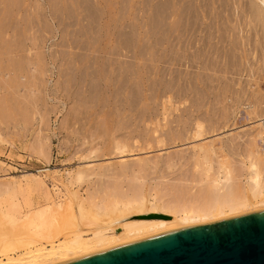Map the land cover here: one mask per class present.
Instances as JSON below:
<instances>
[{"label":"rangeland","instance_id":"rangeland-1","mask_svg":"<svg viewBox=\"0 0 264 264\" xmlns=\"http://www.w3.org/2000/svg\"><path fill=\"white\" fill-rule=\"evenodd\" d=\"M2 1L0 16H4L3 10H7V15L4 16L7 20L2 18L7 27L4 26L6 31H3L4 24L0 18V28L3 29L0 30V55L3 54V58H0V221H6L5 214H10L17 219L16 225L28 223L33 231L34 224L59 217L72 209L75 202H81L88 210L101 215L113 210L115 201L119 202L115 198V191L126 198L135 197L147 201L156 209L149 214L165 213L173 219L178 215L173 211L175 207L188 210L194 208L195 203L199 206L204 200V190L211 187L208 185L212 180L218 184L212 192L219 197L227 192V185L235 186L231 189L239 197L248 192L252 187V182L248 179L252 174L251 163L256 164L264 180V126L261 123L264 121V34L261 35L264 33V26L261 33L258 29L262 26L258 28L253 23L257 26L255 28L251 23L258 30L257 33L250 25H243V20L236 19L237 23L233 14L239 10L238 7L245 8L247 0H243V6L242 0L240 4L235 0H225L227 4L223 7V2L226 3L223 0H215V4L214 0H210L209 4L206 0H200L202 5L199 0H193L195 5H192V0H189L190 3L187 0V3L185 0H178L179 3L177 0ZM184 2L182 6L185 10L186 4H189L187 6L190 9L194 10L195 7L201 24L197 21L198 26L192 25L190 18H194L188 17V13L192 14L189 8L190 11L180 12ZM216 5L217 8H225V11L229 7L232 20L227 19L228 13L224 11L226 14L223 13V20L226 22L223 24V20L218 21L214 11ZM203 6H209V12L208 9L205 12L206 8ZM153 13L158 15L155 17ZM180 13L192 23L183 19L188 26L187 23L183 26L180 22L182 27L178 23L183 17ZM159 15L162 16L159 18ZM153 18L159 22L155 20L157 25ZM173 19H177V23ZM207 21L214 23L212 25ZM217 21L221 28L216 27ZM206 22L210 24V29L207 24L208 28H205ZM179 25L181 28L177 27ZM186 26L188 29L193 26L191 28L194 29L190 28L189 33ZM203 26L209 29L208 32L202 30ZM182 28L184 32H180ZM200 29L203 35H200ZM177 30L183 32V37H180ZM211 30L213 32H209ZM1 31L4 33L1 34ZM191 31L195 34V39L190 35ZM205 33H213L207 35L208 39L214 35L212 40H202L206 37ZM221 35L226 38L218 37ZM176 37L180 39L177 41ZM189 38L191 39L188 41ZM209 45L210 50L207 49ZM198 49L202 50H199L201 56ZM211 49L217 53L213 54ZM193 50L196 54L192 57L190 54ZM204 52L208 57L203 56ZM167 59L171 61L168 60L170 65L169 62L166 63ZM118 62L122 63V68ZM3 65L8 67V72ZM165 66H168L167 69ZM159 70L169 73L163 76L164 73H159ZM125 72L127 80L122 77ZM170 74L175 76V80L174 76L169 77L172 79L166 78ZM112 78H116L115 82H112ZM122 80L127 81L126 84ZM133 80L139 83L133 84ZM118 81H121V85ZM87 83L91 88L88 93L92 94H85L89 89ZM117 85L123 87L120 89L121 93L115 88H119ZM148 85L155 88L147 87ZM129 86L132 90L128 89ZM164 86L167 87L163 88ZM148 89L154 92L150 90V93ZM175 89L176 93L178 91L176 96ZM93 91L94 95L95 92L98 93L93 96ZM178 94H182L181 97ZM112 95L117 98L122 96V102ZM130 95L140 98L132 99ZM196 95H202L203 99ZM168 97L169 103L166 101ZM129 99H132L131 103ZM171 99H175L174 102ZM114 100L120 104L115 105ZM165 103L167 106L164 112ZM246 105H252L250 107L254 110L249 108L244 111ZM138 108H143V112ZM126 113L130 117L125 116ZM225 116L227 119L223 120ZM213 120H217V123ZM169 121L172 129L169 128ZM199 123L204 131L194 137ZM209 123L216 128H210ZM125 125L129 126L127 130L135 132H126ZM143 126H147L144 127L145 131ZM165 128L168 134H172L171 137ZM139 131L141 136L137 135L136 138ZM168 136L170 140H167ZM160 139L161 144L158 143ZM115 142L120 148L116 149ZM153 142L156 146H152ZM198 148L206 153L202 150L200 152ZM140 159H146L148 163ZM140 164H143L142 168ZM123 167L128 168L126 173H121ZM102 169L105 173L99 178L97 174ZM77 171L81 173L78 180ZM24 173L34 176H23ZM219 179L225 181L220 183ZM257 201L253 199L247 205L249 210L245 212L264 209ZM167 207L170 209L166 210ZM39 212H42L41 218L37 216ZM221 212L227 214L229 210L224 208ZM8 226L11 229L14 227L7 224Z\"/></svg>","mask_w":264,"mask_h":264},{"label":"bare ground","instance_id":"bare-ground-1","mask_svg":"<svg viewBox=\"0 0 264 264\" xmlns=\"http://www.w3.org/2000/svg\"><path fill=\"white\" fill-rule=\"evenodd\" d=\"M5 1V0H4ZM7 1V0H6ZM178 1V0H177ZM177 1H175V2H177ZM186 1V0H185ZM188 2H189V0H187ZM187 1H186V3H187ZM191 1V0H190ZM200 1V0H199ZM199 1H197V2H199ZM205 1V0H204ZM203 1V2H204ZM220 1V0H219ZM223 1H225V0H223ZM227 1V0H226ZM225 1V2H226ZM237 1V3H239L240 4V1L241 0H235V2ZM245 1V0H244ZM3 1L2 0H0V4L2 3ZM174 2V5H176V3ZM193 2V4L192 5H195V3H194V1L192 0L191 1V3ZM206 2L209 4L210 3V0H209V2H208V0H206ZM216 2H218V1H216ZM229 2H233L232 0L231 1H229ZM235 2H234V4H235ZM242 2H243V0L241 1V4H242ZM7 3V2H6ZM5 3V4H6ZM178 3H179V1H178ZM190 3V2H189ZM201 3V5H202V2L200 1L199 2V4ZM221 3V2H220ZM3 4V3H2ZM4 4V6H6L7 7V5H5ZM170 4H171V2H170ZM183 4H185V2L184 3H182L181 4V8H180V12L182 11V12H185V11H192V14L190 13H188L187 15H190V16H188V17H192V18H194V20L193 19H191L190 18V20H192L193 21V23L190 21V20H188V17L186 18L187 19V21L189 22L190 21V23H192V25H194L195 27L196 26H198V24L201 22V20H200V22L198 21L199 19H198V17L200 18V16H199V14L197 13V11H196V9H195V7L194 6H192V8L194 7V10L196 11V13L198 14H196V13H194L195 14V16H193L194 14H193V12H194V10L193 9H190L191 7H188L187 5H189V4H186V8H187V10H185V8L183 7L184 5ZM204 4H205V2H204ZM203 4V5H204ZM214 4H215V0H214ZM219 3H217V5H218ZM224 4H227V2L226 3H224L223 2V4H222V6L221 7H223V5ZM228 4H232V3H228ZM173 5V6H174ZM179 5V4H178ZM183 5V6H182ZM217 5L215 6L216 8H214V11H216V18L218 19V21H220V20H223V17H224V14H226L225 12H227L228 14L226 15L228 18L227 19H231L230 17H233V15L232 16H230V14H232V12L230 13L229 12V10H228V8H226V11H225V8H217ZM229 5V6H230ZM191 6V5H190ZM206 6V5H205ZM210 6V5H209ZM209 6L205 9L204 8V6H203V8L205 9L204 11L206 12V10L209 8ZM232 6H233V4H232ZM238 6H240L241 7V5H238ZM242 6H243V4H242ZM244 6H245V8H239L238 7V9L239 10H237L236 8L235 9H232V10H237V12H233V14H234V17H235V21L237 22V20L236 19H238L239 21H241V20H243V25H245V26H247V25H250V27L252 28L253 27V25L254 24H256L257 26H258V28L260 27V26H262L260 29H258V30H260L261 31V29L263 28V26H264V0H247V1H245V3H244ZM2 7V6H1ZM0 7V8H1ZM6 7L4 8L5 10H6ZM202 7V6H201ZM200 7V9H202ZM220 7V6H219ZM174 8V7H173ZM175 8H176V6H175ZM174 8V9H175ZM184 8V9H183ZM188 8L190 9V10H188ZM155 9V8H154ZM158 9V8H157ZM156 9V10H157ZM210 9V8H209ZM209 9H208V12H209ZM156 10H153V11H156ZM185 10V11H184ZM212 10H213V8H212ZM7 11V10H6ZM4 12V10H3V15L5 16V14L7 15V12ZM168 11V10H167ZM201 11H203V10H201ZM211 11V10H210ZM225 11V12H224ZM157 12V11H156ZM156 12H154V13H156ZM161 12V11H160ZM159 12V14H161ZM181 12V13H182ZM205 12H204V14H205ZM212 12V11H211ZM0 13H1V9H0ZM153 13V15H155V17L158 15V13L157 14H154ZM168 13L170 14V12L168 11ZM179 14V15H181V16H183L182 14ZM214 13V12H213ZM224 13V14H223ZM184 15H186V13H184ZM192 15V16H191ZM207 15H208V13H207ZM223 15V16H222ZM4 16H0V18H1V22L4 24L3 25V27L5 26V25H7V24H5L4 23V21H2V18H5ZM160 16H162V15H159L158 17L160 18ZM166 16H167V14H166ZM165 15H164V17H166ZM181 16H180V18H181ZM205 16V15H204ZM209 17H211V13H210V16ZM212 17H213V15H212ZM158 18V19H159ZM177 18L179 19V16H177ZM205 18L207 19V16H205ZM214 18V17H213ZM220 18V19H219ZM6 19V18H5ZM5 19H3V20H5ZM167 19V18H166ZM183 19H185V17L183 16L182 17V20L180 21L179 20V24H180V22H181V24L183 25V26H185L184 25V23L186 24L187 22H183V21H185V20H183ZM209 19V18H208ZM249 19V20H248ZM252 19L254 20L253 22H252ZM7 20V19H6ZM153 20H154V23H155V25H157L156 24V18L154 19L153 18ZM156 20V21H155ZM232 20V19H231ZM234 20V19H233ZM173 21H175L174 19H173ZM176 21H177V19H176ZM175 21V23H177ZM197 21H198V24H197ZM211 21H215L214 19H211ZM211 21H207L208 23H210ZM218 21H217V25H216V27L217 26H220V28H221V25H218ZM225 19L222 21V23L224 24L225 22ZM183 22V23H182ZM205 23V28H208V26L210 25H208V23ZM221 22V21H220ZM219 22V24H222V23H220ZM229 22V21H228ZM235 22V23H236ZM157 23H159L158 21H157ZM212 23H214V22H211V24ZM238 23V22H237ZM236 23V24H237ZM240 23V22H239ZM242 23H240L241 25H242ZM253 25H252V24ZM180 24V25H181ZM201 24V23H200ZM208 26H207V25ZM222 24V25H223ZM0 25H2V24H0ZM174 25V24H173ZM180 25L179 26H177V27H180ZM181 25V26H182ZM187 26H188V23L186 24ZM213 25V24H212ZM242 25V27H244ZM175 26H176V24H175ZM175 26H173V28L175 27ZM182 26V27H183ZM187 26H186V31L187 32H189L190 33V28L191 27H193V26H191V27H189V29L187 28ZM204 26H203V28H202V30L204 29V31L206 30L207 32H208V30L210 29V27L211 26H209V29H205L204 28ZM207 26V27H206ZM257 26L255 27V25H254V27L255 28H257ZM1 27V26H0ZM5 27H7V26H5ZM5 27H4V30L3 29H1L0 28V30H3V31H6V29H5ZM177 27H175V28H177ZM215 27V26H214ZM248 27V26H247ZM253 27V28H254ZM181 28V27H180ZM179 28V29H180ZM198 28V27H197ZM197 28H196V30H194L195 32L197 31ZM213 28V27H212ZM211 28V29H212ZM254 28V29H255ZM178 29V28H177ZM178 29V30H179ZM188 29V30H187ZM192 29V28H191ZM194 29V28H193ZM192 29V30H193ZM178 30H177V32H178ZM213 30V29H212ZM209 31V32H213V31ZM215 30V29H214ZM255 30H257V29H255ZM258 30H257V33H258ZM264 30V29H263ZM167 31H168V29L166 30V32L165 33H167ZM172 31H174V30H172ZM181 31H183V28H182V30H180V32ZM180 32H178V33H180ZM184 32V31H183ZM182 32V33H183ZM187 32L185 33V35L187 34ZM192 32V31H191ZM200 32H201V29H200ZM199 32V33H200ZM203 32V31H202ZM201 32V33H202ZM264 32V31H263ZM4 32H2L1 31V34H3ZM172 33V32H171ZM178 33H176V35L178 34ZM182 33H180V37L183 35ZM261 33H262V31H261ZM170 34V33H169ZM175 34V33H174ZM173 34V36H176V35H174ZM209 34V35H208ZM213 34V33H212ZM212 34H210V33H205V35H206V37L205 38H203L202 36L200 37L202 40H205L206 38V41L207 40H212L211 38L212 37H214V35L213 36H211V38L209 37V39H208V36H210V35H212ZM219 34V33H218ZM217 34V35H218ZM221 34H224V33H221ZM259 34H260V32H259ZM264 33H262L261 35H263ZM166 35V34H165ZM164 35V36H165ZM171 35V34H170ZM190 35H193V32H192V34H190ZM189 35V37H191V38H193L194 37V35H193V37L192 36H190ZM200 35H203V33L202 34H200ZM200 35H198V37L200 36ZM208 35V36H207ZM0 36H2V35H0ZM169 36V35H168ZM172 36V37H173ZM264 36V35H263ZM169 37H171V36H169ZM168 37V38H169ZM177 37H179V35L177 36ZM177 37H176V39H177ZM183 37V36H182ZM184 37H187V36H184ZM218 37H220V38H222L223 37V39H225L224 38V35H221V36H218ZM228 37V36H227ZM191 38H189L188 39V41L191 39ZM244 38V37H243ZM174 39H175V37H174ZM173 39V40H174ZM178 39H180V38H178ZM178 39H177V41H178ZM183 39H186V38H183ZM193 39H195V37L193 38ZM238 39H240L239 37H238ZM168 40V39H167ZM170 40H172V39H170ZM169 40V43L171 42ZM198 40H200V39H198ZM201 40V41H202ZM216 40H219L218 38L216 39ZM175 41V40H174ZM174 41H172V43L174 42ZM192 41V40H191ZM191 41H190V43H191ZM220 41H223L222 39H220ZM3 42H5V40H3ZM2 42V43H3ZM182 43H183V41H181ZM180 42V43H181ZM198 42V41H197ZM204 42V41H203ZM202 42V43H203ZM1 43V42H0ZM168 43V44H169ZM171 43V44H172ZM182 43L180 44V45H182ZM202 43H198V45L199 44H202ZM4 44V43H3ZM192 44V43H191ZM190 44V45H191ZM193 44H194V42H193ZM205 44V43H204ZM203 44V45H204ZM173 45V44H172ZM172 45H169V46H171V47H173ZM179 45V44H178ZM197 45V46H198ZM203 45H201L202 47H203ZM211 45V44H210ZM210 45L208 46V48L207 49H209L210 50ZM174 46H175V42H174ZM177 47H179V46H177ZM182 47H183V45H182ZM185 47V46H184ZM193 47H194V45H193ZM7 48V47H6ZM204 48V47H203ZM173 50H174V48H172ZM175 49H176V47H175ZM193 49V48H192ZM213 49V48H212ZM211 49V51L213 52V54H216L217 53V51L214 53V51ZM200 49H198V52H199V54L201 53L200 51H202V50H200ZM1 51V50H0ZM196 51V50H195ZM6 52H7V49H6ZM193 53H191L190 55H192V57L194 56L193 54L195 53L194 52V50L192 51ZM207 52V51H206ZM225 52V51H224ZM223 52V53H224ZM178 53V52H177ZM207 53H209L210 55L212 54L211 52H207ZM207 53H205L204 52V54L205 55H203V56H207L208 54ZM1 54V53H0ZM196 54V53H195ZM3 55V54H2ZM2 55H0V58H3V57H1ZM218 55V54H217ZM196 56V55H195ZM200 56H201V54H200ZM165 57H166V55H165ZM168 57V56H167ZM208 57V56H207ZM7 58V57H6ZM117 58V57H116ZM116 58H114V59H116ZM195 58V57H194ZM112 59V58H111ZM111 59H109V60H111ZM159 59V58H158ZM158 59H157V61H158ZM160 59H161V57H160ZM169 59H170V57H169ZM169 59H167V62L166 63H168L170 60ZM196 59H197V57H196ZM7 60H8V58H7ZM108 60V59H107ZM113 60V59H112ZM112 60L110 61V62H112ZM169 60V61H168ZM106 61V60H105ZM104 61V62H105ZM114 61V60H113ZM164 61H163V63H164ZM5 62L6 61H4V63L3 64H5ZM92 62V61H91ZM116 62V61H115ZM114 62V63H115ZM122 62V61H121ZM121 62H118V63H120L121 64V68H122V63ZM171 62V61H170ZM168 63L169 65L171 64V63ZM109 64V63H108ZM112 64V63H111ZM119 64V65H120ZM90 65H92L91 63H90ZM153 65V64H152ZM5 65H3V67H4ZM163 66H164V64H163ZM161 67V68H163V70H164V67ZM213 66V65H212ZM116 67H118V66H116ZM123 67H125V66H123ZM153 67V66H152ZM157 67V66H156ZM166 67V69H167V67L168 66H165ZM171 67V66H170ZM6 68V66L4 67V69ZM8 68V67H7ZM7 68H6V70H7ZM119 68V67H118ZM151 68V67H150ZM160 68V70H162ZM199 68V67H198ZM4 69H2V71L4 70ZM91 69H92V66H91ZM113 69H116V68H113ZM112 69V70H113ZM152 70V69H151ZM150 70V71H151ZM160 70H159V73H161L160 72ZM116 71H117V69H116ZM6 72V71H5ZM7 72H8V70H7ZM6 72V73H7ZM105 72V71H104ZM122 73L124 72V71H121ZM127 72V71H126ZM125 72V74H122V77H124V76H126V74L128 73V72H131V71H128L127 73ZM133 72V71H132ZM169 73V71H165V73ZM172 72V71H171ZM116 73V72H115ZM164 72H162L161 74H163ZM163 74V76L164 75H166V74ZM154 74V73H153ZM152 74V75H153ZM160 74V75H161ZM116 75H118V73H116ZM160 75H159V77H160ZM94 76V73L92 74V77ZM115 75H114V72H113V77H114ZM129 76H130V74H129ZM134 76V75H133ZM172 77V76H174V75H167V77L166 78H169V77ZM154 77V76H153ZM103 78V77H102ZM117 78V77H116ZM116 78H114V80L116 79ZM124 78H126V77H124ZM130 78V77H129ZM161 78H164V77H162L161 76ZM160 78V79H161ZM6 79V78H5ZM95 79V78H94ZM121 79H123V78H121ZM120 79V80H121ZM134 79V78H133ZM159 79V80H160ZM169 79H172V78H169ZM109 80V79H108ZM112 80H113V78H112ZM112 81V82H115V81ZM126 80H127V78H126ZM151 80H152V78H151ZM162 80V79H161ZM174 80H175V76H174ZM92 81V80H91ZM94 81V80H93ZM123 81V80H122ZM125 81V80H124ZM123 81V82H124ZM146 81V80H145ZM170 81V80H169ZM168 81V82H169ZM119 82H121V81H118V83ZM127 82V81H126ZM126 82H124V84H126ZM152 82V81H151ZM150 81H149V83L151 84V85H153L154 86V84H152ZM155 82V81H154ZM153 82V83H154ZM172 82H175V81H172ZM91 83V82H90ZM134 83H136V81L135 80H133V84ZM139 83V81L136 83V84H138ZM148 83V84H149ZM163 83H165V82H163ZM87 84H89V83H87ZM87 84H85L86 85V87H87ZM92 85H94L93 83H91ZM96 84V83H95ZM135 84V85H136ZM168 83H166V85H167ZM83 85V83L80 85V86H82ZM91 85V86H92ZM119 85H121V83H119ZM131 85H132V81H131ZM135 85H133V86H135ZM150 85V86H151ZM170 85V84H169ZM99 86V85H98ZM118 86V85H117ZM149 85L147 86V87H150ZM155 86H157L156 85V82H155ZM168 86V85H167ZM166 86V87H167ZM172 86V85H171ZM90 87V84H89V86H88V88ZM119 87V86H118ZM125 87V86H124ZM136 87H139V86H137L136 85ZM165 86L163 87V88H166ZM81 88V87H80ZM84 88H85V86H84ZM95 88H97V87H95ZM116 89H119V91L118 92H120V89L121 88H123V87H119V88H117V87H115ZM131 88V90H132V87L131 86H129L128 87V89H130ZM142 88V87H141ZM151 88H152V86H151ZM155 87H153L152 89H154ZM163 88H161V89H163ZM86 89V88H85ZM91 88H89L88 90H87V93H85V90H84V93L85 94H92V93H88V91L90 90ZM93 89V88H92ZM127 89V90H128ZM134 89H135V87H134ZM152 89H150V90H152ZM168 89V88H167ZM171 89V88H170ZM169 89V90H170ZM80 89H78V93L80 92L79 91ZM94 90V89H93ZM96 91H97V89H95ZM141 90V89H140ZM149 90V89H148ZM147 90V91H148ZM149 90V92L151 93V91ZM156 90V89H155ZM166 90V89H165ZM176 90L177 89H175V96H176V94L178 93V91H177V93H176ZM195 90V89H194ZM194 90H193V92H194ZM197 90V89H196ZM195 90V91H196ZM123 91V90H122ZM136 91H138V89L136 90ZM161 91V90H160ZM198 91V90H197ZM196 91V92H197ZM114 92H116V90L114 91ZM118 92H116V93H118ZM127 92V91H126ZM129 92H131V91H129ZM128 92V93H129ZM134 92V91H133ZM139 92V91H138ZM154 91L152 90V93H153ZM163 93H166V91L164 92V89H163V91H162ZM181 92V91H180ZM193 92H192V94H193ZM96 93H98V92H95V95H96ZM121 93V92H120ZM160 94H161V92H159ZM162 93V94H163ZM173 92L171 93V94H174ZM182 93V92H181ZM184 93V92H183ZM198 93H200V91L198 92ZM114 94V93H113ZM122 94H123V92H122ZM127 94V93H126ZM131 94H133V93H131ZM139 94H140V92H139ZM139 94H136L135 93V95H139ZM148 94V93H147ZM155 94V93H154ZM159 94V95H160ZM180 94V93H179ZM177 95V96H180L181 97V95ZM84 95V94H83ZM94 95V91H93V96H95ZM98 95V94H97ZM114 95H116V94H114ZM119 95V94H118ZM128 95V94H127ZM135 95H130V96H132V99H135V97H138V96H135ZM150 95V94H149ZM148 95V97H150ZM184 95V94H183ZM194 95H195V93H194ZM202 95H204L203 93H202ZM202 95H196V97L197 96H199V98L202 96ZM91 97H92V95H90ZM89 96V97H90ZM113 96V95H112ZM121 96V95H120ZM154 96V95H153ZM164 96H166V95H164ZM173 96V95H172ZM175 96H174V98H175ZM97 97V96H96ZM95 97V98H96ZM115 96H113V98H114ZM122 97V96H121ZM121 97H118L117 98V96L115 97V98H117V99H119L118 101H120V98ZM159 97V96H158ZM205 97V95L203 96V98ZM83 98H85V97H83ZM88 98V97H87ZM112 98V97H111ZM113 98H112V101H113ZM138 98H140V97H138ZM138 98H136V99H138ZM172 98V97H171ZM202 98V97H201ZM202 98V99H203ZM90 99V98H89ZM105 99H106V97H105ZM123 99V98H122ZM131 99V100H132ZM147 99H149V98H147ZM150 99H152L151 97H150ZM150 99L148 100V101H150ZM166 99V98H165ZM207 99V98H206ZM86 100H88V99H86ZM130 100V99H129ZM131 100H130V102L129 103H131ZM172 100V99H171ZM175 100V99H174ZM174 100H172L173 102H174ZM115 102L114 103H116L117 101L116 100H114ZM134 101V100H133ZM132 101V103H134V102H136V101H134L133 102ZM152 101V100H151ZM165 101V100H164ZM168 103L170 102V100H169V97L167 98V100H166ZM120 102H122V101H120ZM127 102V101H126ZM138 102H139V99H138ZM154 102V101H153ZM166 102V103H167ZM204 102V104L203 105H205V100L203 101ZM203 102H201V103H203ZM113 103V104H114ZM152 103V102H151ZM161 103H162V100H161ZM165 103V104H166ZM172 103V102H171ZM120 103L118 102V103H116L115 105H119ZM135 104V103H134ZM154 104H155V102H154ZM163 105V111L165 112V110H166V107L165 106H167V104L166 105ZM173 104V103H172ZM103 105H104V103H103ZM130 105H132V104H130ZM169 105V104H168ZM171 105V104H170ZM95 106V105H94ZM101 106V105H100ZM133 106V105H132ZM197 106V105H196ZM198 106H200V105H198ZM250 106H252V105H250ZM250 106H247L246 105V107L244 108L245 110L244 111H247L249 108H251ZM91 107H93V106H91ZM120 107H122L121 105H120ZM130 107V106H129ZM129 107H127V108H129ZM134 108H136L137 107V105H136V107L135 106H133ZM156 107V106H155ZM174 107V106H173ZM253 107V106H252ZM264 107V106H263ZM86 108V107H85ZM102 108V106L100 107V109ZM118 108V107H117ZM196 109H198L197 107H195ZM200 108V107H199ZM228 108V107H227ZM120 110H121V108H119ZM139 109V108H138ZM142 109V112H143V108H141ZM141 109H139V110H141ZM155 109V108H154ZM153 109V110H154ZM229 109V108H228ZM243 109V108H242ZM252 110H254L253 108H251ZM118 110V109H117ZM128 110H130V111H133V110H131L130 108L128 109ZM138 110V111H139ZM169 110V109H168ZM167 110V111H168ZM171 110V109H170ZM195 110V109H194ZM193 110V111H194ZM263 110V109H262ZM82 111H84V110H82ZM116 111V110H115ZM122 111H123V109H122ZM150 111H151V109H150ZM156 111V110H155ZM162 111V112H163ZM227 111V110H226ZM171 112H172V110H171ZM170 112V113H171ZM230 112H231V109H230ZM118 113V112H117ZM117 113H116V115H114L115 117L117 116ZM137 113V112H136ZM141 113V112H140ZM151 113H152V111H151ZM201 113V112H200ZM237 113H239V112H237ZM249 113V112H248ZM120 114V113H119ZM133 114V113H132ZM153 114V113H152ZM232 114V113H231ZM231 114H230V116H231ZM145 115V114H144ZM197 115H199V114H197ZM202 116H203V114H201ZM227 115V114H226ZM238 115H240L241 116V114H238ZM125 116H128L127 115V113L125 114ZM151 116V115H150ZM167 116V115H166ZM169 116V115H168ZM229 116V117H230ZM128 117H130V116H128ZM128 117H126V118H128ZM134 117H135V115H134ZM138 117H139V115H138ZM146 117H148V116H146ZM145 117V118H146ZM155 117V116H154ZM170 117V116H169ZM169 117H166L167 118V120L169 119ZM196 117H201V116H196ZM237 117V116H236ZM235 117V118H236ZM243 117V116H242ZM245 117V116H244ZM137 118V117H136ZM153 118V117H152ZM195 118V117H194ZM225 118H226V116L224 117V119L223 120H225ZM235 118H234V120H235ZM240 118V117H239ZM131 118H129V120H130ZM139 119V118H138ZM138 119L136 120V121H138ZM199 119V118H198ZM227 119V118H226ZM243 119V118H242ZM145 120V119H144ZM144 120H143V122H144ZM154 120V119H153ZM164 120H166V119H164ZM171 120V119H170ZM264 120V119H263ZM118 121V120H117ZM128 121V120H127ZM146 121H147V119H146ZM172 122H174L173 120H171ZM204 121V120H203ZM208 121H210V119H208ZM213 121H215V120H213ZM217 121V120H216ZM215 121V122H216ZM236 121V120H235ZM238 122H239V120H237ZM240 121H241V119H240ZM243 121V120H242ZM121 122H123V121H121ZM162 122H164V121H162ZM178 122V121H177ZM176 122V123H177ZM206 122H207V120H206ZM264 122V121H263ZM263 122H261L262 124H263V126H264V123ZM128 123H129V121H128ZM127 123V124H128ZM135 123V122H134ZM145 123V122H144ZM154 123H157V122H154ZM167 123V122H166ZM217 123V122H216ZM219 123V122H218ZM237 123V122H236ZM235 123V124H236ZM124 124H126L125 123V121H124ZM137 124V123H136ZM138 124H139V122H138ZM153 124V123H152ZM170 124V121H169V123H168V125ZM261 124V125H262ZM129 125H132V124H129ZM143 125H145V124H143ZM155 125V124H154ZM167 125V124H166ZM166 125L164 126V127H166ZM204 125V124H203ZM207 125H208V123H207ZM209 125H210V123H209ZM217 126H218V124H216ZM126 127H125V129H126V132H128L129 130L130 131H132L131 129H129V130H127V128L129 127H127V125H125ZM138 126V125H137ZM140 126V125H139ZM153 126V125H152ZM156 126V125H155ZM170 127L169 128H173V126H171V125H169ZM176 126H177V124H176ZM119 127H121V126H118V128ZM124 127V126H123ZM145 126H143L142 128H144ZM147 127V126H146ZM145 127V128H146ZM154 127V126H153ZM180 127V126H179ZM178 127V128H179ZM193 127V126H192ZM209 127V126H208ZM207 127V128H208ZM212 127H215L212 123H211V125H210V128H212ZM219 127H220V125H219ZM132 128V127H131ZM141 128V127H140ZM145 128H144V131H145ZM152 128V127H151ZM156 128V127H155ZM168 128V127H167ZM177 128V129H178ZM195 128V127H194ZM216 128V127H215ZM115 129V128H114ZM117 129V128H116ZM133 129V128H132ZM166 129V128H165ZM164 129V130H165ZM170 129V130H171ZM182 129V128H181ZM192 129V128H191ZM206 129V128H205ZM219 129V128H218ZM120 130V129H119ZM141 130V129H140ZM167 130V129H166ZM179 130H180V128H179ZM196 131H195V136L194 137H198L199 135H200V133H202V131H204V127L202 126V125H200V123H199V125H196V129H195ZM207 130H209V129H207ZM113 131H115V130H113ZM116 131H118V130H116ZM115 131V132H116ZM134 131V130H133ZM132 131V132H133ZM144 131H142V132H144ZM158 131V130H157ZM174 131H175V129H174ZM176 131H178V130H176ZM180 131H182V130H180ZM135 132V131H134ZM146 132H147V130H146ZM146 132L144 133V134H146ZM167 132V134L169 133L168 132V130L166 131ZM113 133V132H112ZM111 133V134H112ZM121 133V132H120ZM125 133V132H124ZM129 133V132H128ZM140 131H139V134L137 133L136 134V138H137V135H140ZM150 133H152V132H150ZM175 133V132H174ZM173 133V134H174ZM179 133V132H178ZM193 133V132H192ZM264 133V132H263ZM116 134V133H115ZM117 134H118V132H117ZM116 134V135H117ZM127 134V133H126ZM134 134V133H133ZM148 134V133H147ZM157 134H159V133H157ZM166 134V133H165ZM114 135V134H113ZM119 135V134H118ZM121 135V134H120ZM131 135H132V133H131ZM160 135V134H159ZM159 135H158V137H159ZM170 137H171V135L170 134H168ZM193 135V134H192ZM203 135H205L204 133H203ZM130 136V135H129ZM141 136V135H140ZM139 136V137H140ZM149 136V135H148ZM168 136V138H167V140L169 139L170 140V137ZM112 137V136H111ZM153 137V136H152ZM114 138V137H113ZM116 138H117V136H116ZM129 138V137H128ZM143 138H144V136H143ZM148 139H149V137H147ZM135 139V138H134ZM140 139V138H139ZM195 139V138H194ZM154 140V139H153ZM116 141H117V139H116ZM135 141V140H134ZM142 141V140H141ZM141 141H139V142H141ZM149 141V140H148ZM158 141V140H157ZM114 142V141H113ZM133 142V141H132ZM146 142V141H145ZM161 139L158 141V143H160L161 144ZM167 142V141H166ZM134 143V142H133ZM137 143V142H136ZM115 144H116V142H115ZM144 144V143H143ZM147 144V143H146ZM155 144H156V142H155ZM117 145H119V144H116L115 146H116V149H118V148H120L119 146H117ZM154 145V142H153V144H152V146ZM154 146H156V145H154ZM118 147V148H117ZM122 147V146H121ZM159 147H160V145H159ZM125 148V147H124ZM142 149H144V148H142ZM219 149V148H218ZM133 150V149H132ZM139 150H141V149H139ZM198 150H199V148H198ZM200 150H202V148L200 149ZM199 150V151H200ZM215 150H217V148L215 149ZM214 150V151H215ZM221 150V149H220ZM113 151H114V149H113ZM130 151V150H129ZM203 151V150H202ZM205 151V150H204ZM203 151V152H204ZM82 152V151H81ZM84 152V151H83ZM115 152V151H114ZM201 152V151H200ZM217 152V151H216ZM90 153V152H89ZM93 153V152H92ZM91 153V154H92ZM96 153V152H95ZM94 153V154H95ZM204 153H206V151L204 152ZM203 153V154H204ZM86 154V153H85ZM88 155V154H87ZM205 155V154H204ZM82 157V156H81ZM85 159L86 158H89V157H84ZM81 159V158H80ZM82 159H83V157H82ZM94 159V158H93ZM87 160H89V159H87ZM141 160V159H140ZM139 161V160H138ZM141 161H143V162H147V160L145 159V161L144 160H141ZM141 161H140V163H141ZM135 163H137V162H135ZM148 163V162H147ZM124 164V163H123ZM138 165H139V162H138ZM141 165V164H140ZM124 166H126V165H124ZM142 166H143V164L141 165V168H142ZM156 166V165H155ZM121 167V166H120ZM145 168H146V166H144ZM173 167V166H172ZM139 168V167H138ZM251 170H252V174L250 175V177L248 178L251 182H252V187H251V189L248 191V192H246L245 194H242V195H240V197L238 196V195H236L235 194V191H234V189L232 188L231 189V187L233 186H229V185H227V192L226 193H224V194H222V196L221 197H219L218 195H214L215 194V192H214V194H213V192H212V190L214 189V187L216 186V185H218L217 184V182L215 181V180H212V182H211V184L210 183H208V184H210V185H208V187H210L211 188V190H210V188L209 189H207V190H204V191H206V192H204L205 194H203V201L202 202H200V204H199V206H196V203H195V207L194 208H190V209H188V210H186L185 208H178L177 207V209H176V207H175V209H173V211H175V212H177V216H174L173 217V219H171V220H165V219H143V218H140L141 216H143V215H146V214H149L150 212H155L156 211V209L155 208H153L152 206H150L151 204H149L147 201H141L142 199H136L135 197H131V198H126V197H124V196H122V195H120L119 194V192H117V191H115V198L116 199H118L119 200V202H117V201H115V207L113 208V210H111V211H109V212H106V213H104V214H101V215H98V214H96V213H93L91 210H88L87 208H85L84 207V205L81 203V202H75L74 203V206H73V208L71 209H69L67 212H65L64 214H60L59 215V217L58 216H56V217H53V218H51V219H48V220H46V221H42V223H40V224H34V226H33V228H34V230L33 231H31V229H30V224H28V223H20V224H18V225H16V218H14V216L12 215H10V214H5V219H6V221H0V264H58V263H62V262H66V261H69V260H71V259H74V258H77V257H80V256H83V255H86V254H90V253H93V252H97V251H100V250H104V249H107V248H110V247H113V246H116V245H120V244H124V243H128V242H132V241H135V240H139V239H141V238H145V237H148V236H152V235H155V234H159V233H163V232H167V231H171V230H175V229H178V228H183V227H186V226H190V225H194V224H200V223H206V222H213V221H217V220H221V219H224V218H228V217H231V216H236V215H238V214H242L243 212H245V211H247V210H249V208L247 207V205L248 204H250L251 202H252V200L253 199H256V200H258L257 202H259V203H261V205H263L264 206V180H263V177H262V175L260 174V172L258 171V169H257V166H256V164L255 163H251ZM105 170L104 169H102L98 174H97V176L100 178L105 172H104ZM120 171V170H119ZM128 171V168L127 167H123L122 169H121V173H126ZM130 171V170H129ZM133 172V171H132ZM137 173V172H136ZM25 175H23V176H34L33 174H31V173H24ZM81 178V173H80V171H77L76 172V179L78 180V179H80ZM226 178V177H225ZM225 178H223V179H225ZM226 179H228V178H226ZM219 181H220V179H219ZM223 181H225V180H222V181H220V183L221 182H223ZM210 182V181H209ZM234 188H235V186H233ZM216 188V187H215ZM225 188H226V186H225ZM236 188H237V186H236ZM239 189V188H238ZM202 190V189H201ZM200 193H202V192H200ZM221 193H222V191H221ZM237 193V192H236ZM248 193V194H247ZM214 196H213V195ZM241 194V193H240ZM200 195V194H199ZM202 195V194H201ZM199 198V197H198ZM201 200V199H200ZM197 201V200H196ZM147 202V203H146ZM199 202V201H198ZM192 205H194V204H192ZM224 208H228V210H229V213H227V214H224V213H222L221 211H222V209H224ZM243 208V209H242ZM166 210H168V209H170L169 207H167V208H165ZM155 210V211H154ZM179 212H181V214L179 213ZM161 214H163V215H165V213H161ZM37 216L39 217V218H41L42 217V212H39L38 214H37ZM134 217V218H133ZM7 224H9L10 226H14L12 229L9 227H7ZM120 230L119 232H117L116 230Z\"/></svg>","mask_w":264,"mask_h":264},{"label":"water","instance_id":"water-1","mask_svg":"<svg viewBox=\"0 0 264 264\" xmlns=\"http://www.w3.org/2000/svg\"><path fill=\"white\" fill-rule=\"evenodd\" d=\"M140 218L171 219L159 213ZM58 264H264V209L155 234Z\"/></svg>","mask_w":264,"mask_h":264}]
</instances>
